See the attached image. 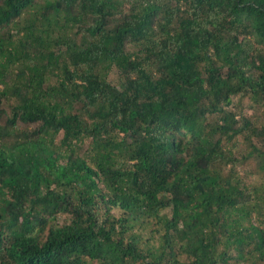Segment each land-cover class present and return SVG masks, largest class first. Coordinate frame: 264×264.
<instances>
[{
	"label": "trees",
	"instance_id": "1",
	"mask_svg": "<svg viewBox=\"0 0 264 264\" xmlns=\"http://www.w3.org/2000/svg\"><path fill=\"white\" fill-rule=\"evenodd\" d=\"M0 264H264V0H0Z\"/></svg>",
	"mask_w": 264,
	"mask_h": 264
}]
</instances>
